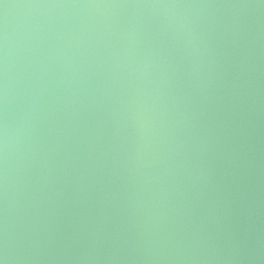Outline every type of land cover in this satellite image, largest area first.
I'll return each instance as SVG.
<instances>
[{
  "label": "water",
  "instance_id": "obj_1",
  "mask_svg": "<svg viewBox=\"0 0 264 264\" xmlns=\"http://www.w3.org/2000/svg\"><path fill=\"white\" fill-rule=\"evenodd\" d=\"M0 264H264V0H0Z\"/></svg>",
  "mask_w": 264,
  "mask_h": 264
}]
</instances>
